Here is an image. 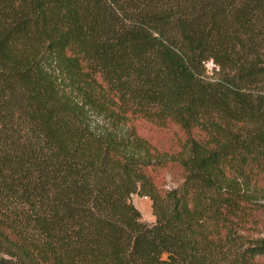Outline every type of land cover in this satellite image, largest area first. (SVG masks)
Listing matches in <instances>:
<instances>
[{
  "label": "trees",
  "instance_id": "obj_1",
  "mask_svg": "<svg viewBox=\"0 0 264 264\" xmlns=\"http://www.w3.org/2000/svg\"><path fill=\"white\" fill-rule=\"evenodd\" d=\"M261 214L264 0H0V264H264Z\"/></svg>",
  "mask_w": 264,
  "mask_h": 264
},
{
  "label": "rangeland",
  "instance_id": "obj_2",
  "mask_svg": "<svg viewBox=\"0 0 264 264\" xmlns=\"http://www.w3.org/2000/svg\"><path fill=\"white\" fill-rule=\"evenodd\" d=\"M207 67L209 69V72L212 71V68H213V63L211 61H209L207 63ZM142 132L146 133V134H149L150 133V129L148 127H144L141 129ZM168 186L171 187V186H176L177 184H179V180L176 178H174V175L172 176L171 174L168 175ZM133 200H134V203L135 205L141 210L142 212V220L144 222H147V223H153L155 222V215L153 213V207H152V201L151 199L150 200H146L143 198V196H140L138 194H134L133 195ZM260 217L262 219H264V214H261ZM262 227H260L258 229V231H255V233L253 234V236H264V231L261 229Z\"/></svg>",
  "mask_w": 264,
  "mask_h": 264
},
{
  "label": "built area",
  "instance_id": "obj_3",
  "mask_svg": "<svg viewBox=\"0 0 264 264\" xmlns=\"http://www.w3.org/2000/svg\"><path fill=\"white\" fill-rule=\"evenodd\" d=\"M143 198L146 199V200H150V197L147 196V195L143 196Z\"/></svg>",
  "mask_w": 264,
  "mask_h": 264
}]
</instances>
